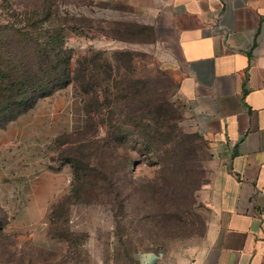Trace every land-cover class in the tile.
Returning a JSON list of instances; mask_svg holds the SVG:
<instances>
[{
    "label": "rangeland",
    "instance_id": "1",
    "mask_svg": "<svg viewBox=\"0 0 264 264\" xmlns=\"http://www.w3.org/2000/svg\"><path fill=\"white\" fill-rule=\"evenodd\" d=\"M105 6L0 0L1 57L23 72L34 52L18 33L35 27L43 47L62 31L82 76L0 127V264L174 261L202 241L214 147L151 31L99 17Z\"/></svg>",
    "mask_w": 264,
    "mask_h": 264
},
{
    "label": "crops",
    "instance_id": "2",
    "mask_svg": "<svg viewBox=\"0 0 264 264\" xmlns=\"http://www.w3.org/2000/svg\"><path fill=\"white\" fill-rule=\"evenodd\" d=\"M100 1L99 17L151 31L145 46L180 74L186 114L218 160L201 243L140 264H264V0Z\"/></svg>",
    "mask_w": 264,
    "mask_h": 264
},
{
    "label": "trees",
    "instance_id": "3",
    "mask_svg": "<svg viewBox=\"0 0 264 264\" xmlns=\"http://www.w3.org/2000/svg\"><path fill=\"white\" fill-rule=\"evenodd\" d=\"M31 25L34 26V22ZM37 32L34 27L30 28V31L25 29L18 33L19 36L25 34L29 36V38L25 36L24 39L29 43L24 44L34 52L33 58L29 60L23 72L14 67L12 58H3L1 57L3 53L0 54V127H4L7 122L31 109L39 99L51 95L80 77L77 70L72 67V55L64 49L63 32L49 34L48 41L43 47ZM83 87L85 89L87 84ZM182 160L183 163L189 162L188 159L182 158L179 165Z\"/></svg>",
    "mask_w": 264,
    "mask_h": 264
}]
</instances>
